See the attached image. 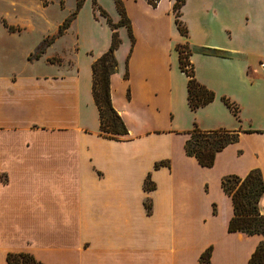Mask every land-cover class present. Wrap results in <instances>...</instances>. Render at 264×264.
<instances>
[{
	"label": "crops",
	"instance_id": "crops-1",
	"mask_svg": "<svg viewBox=\"0 0 264 264\" xmlns=\"http://www.w3.org/2000/svg\"><path fill=\"white\" fill-rule=\"evenodd\" d=\"M121 1L134 44L119 27L110 100L126 136L99 132L91 67L109 49L111 31L98 12L101 37L81 49L76 33L65 65L0 74V264L8 253L42 264H198L208 248L209 264H247L262 238L227 232L233 206L221 181L252 170L264 181V0H185L186 36L175 25L174 0L155 8ZM95 2L120 21L112 0ZM181 45L195 81L214 94L195 111L179 69ZM194 125L238 131L239 139L201 167L184 151ZM161 162L168 166L156 168ZM147 178L153 190L144 189Z\"/></svg>",
	"mask_w": 264,
	"mask_h": 264
},
{
	"label": "trees",
	"instance_id": "trees-1",
	"mask_svg": "<svg viewBox=\"0 0 264 264\" xmlns=\"http://www.w3.org/2000/svg\"><path fill=\"white\" fill-rule=\"evenodd\" d=\"M120 21L114 24L107 13L101 10L95 0H92L95 11L105 19L107 26L111 31V43L109 49L92 67V97L94 105L98 111L99 132L103 138L118 140L127 135V129L120 116L113 109L110 100V77L117 72V61L114 56L115 50L119 47L120 39L117 33L119 27H125L131 46L134 44V38L131 29V23L126 16L125 9L121 0H112ZM151 7L155 8L159 0H145ZM85 0H77L75 10L71 13L58 28L57 34L49 40H43L36 51L30 55L28 60H38L44 54L46 48L50 46L57 38L63 36L69 29L73 20L83 7ZM185 0H174L172 13L174 22L181 36H186V28L180 21V10ZM62 4V1L60 2ZM9 32L19 31L12 27H7ZM179 69L188 78L187 81V101L189 108L195 111L198 108L206 106L214 99V94L203 86L199 85L193 74V69L188 61L190 51L186 45L177 46ZM209 54L210 50L204 52ZM217 56H223L221 51H214ZM127 76V74H126ZM125 76V77H126ZM224 105L230 110L233 116L238 119L237 107L227 99H222ZM189 137L184 144V151L187 157L194 158L201 167L210 168L213 166L215 156L230 144L236 143L240 133L238 131H227L224 129L213 131H202L196 125L188 133ZM159 166H168L167 162L157 163ZM154 185L147 180L144 183L146 191L153 190ZM221 188L232 202L233 216L231 217L227 232L241 233L246 236H260L262 240L256 246L251 254L247 264H264V215L259 211V203L264 194V181L259 170L250 171L243 179L229 176L221 181ZM147 211H150V204L146 205ZM211 248L203 252L198 260V264H209ZM7 264H42L28 253H8L6 256Z\"/></svg>",
	"mask_w": 264,
	"mask_h": 264
},
{
	"label": "rangeland",
	"instance_id": "rangeland-1",
	"mask_svg": "<svg viewBox=\"0 0 264 264\" xmlns=\"http://www.w3.org/2000/svg\"><path fill=\"white\" fill-rule=\"evenodd\" d=\"M91 1H85L78 19L76 16L70 25V33L57 38L38 60L29 61L43 40L57 34L63 21L74 12L77 0H0V74H13L34 65H65L69 54L65 50L75 49L76 33L81 35L77 41L80 48H90L101 37L103 27ZM7 27L19 31L11 33Z\"/></svg>",
	"mask_w": 264,
	"mask_h": 264
},
{
	"label": "built area",
	"instance_id": "built-area-1",
	"mask_svg": "<svg viewBox=\"0 0 264 264\" xmlns=\"http://www.w3.org/2000/svg\"><path fill=\"white\" fill-rule=\"evenodd\" d=\"M154 1H156V0H154ZM259 66H260L261 69H264V63H260ZM2 177H3V172H2V170L0 168V179H2Z\"/></svg>",
	"mask_w": 264,
	"mask_h": 264
}]
</instances>
